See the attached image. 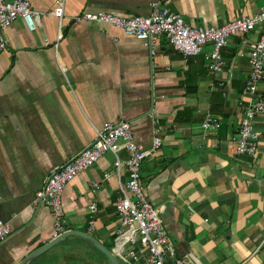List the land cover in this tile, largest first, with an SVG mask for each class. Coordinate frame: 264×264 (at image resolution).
Segmentation results:
<instances>
[{
    "label": "crops",
    "instance_id": "crops-1",
    "mask_svg": "<svg viewBox=\"0 0 264 264\" xmlns=\"http://www.w3.org/2000/svg\"><path fill=\"white\" fill-rule=\"evenodd\" d=\"M26 1L39 14L36 29L15 21L0 51V220L11 228L0 242V264H20L51 241L50 209L34 205L45 177L88 146L95 129L122 120L144 148L151 147L154 131L162 140L143 161L140 180L151 204L165 207L163 225L174 257L164 264H264V115L254 119L261 133L254 156L237 155L233 141L250 101L242 95L249 46L264 35V26L231 37L220 52L224 71L212 74L204 60L210 45L185 60L163 37L150 53L117 28L78 20L99 12L148 16L158 3L191 26L220 27L258 12L264 0ZM259 91L264 97V83ZM207 115L219 121L216 132L202 130ZM119 157L127 155L121 151ZM113 163V155L104 154L61 196L66 230L90 235L110 250L120 228ZM122 174L125 181V167ZM138 251L135 264H149V254ZM28 264L110 263L73 236Z\"/></svg>",
    "mask_w": 264,
    "mask_h": 264
},
{
    "label": "built area",
    "instance_id": "built-area-1",
    "mask_svg": "<svg viewBox=\"0 0 264 264\" xmlns=\"http://www.w3.org/2000/svg\"><path fill=\"white\" fill-rule=\"evenodd\" d=\"M80 19L117 28L125 35L142 41L150 53H153V45L159 37L165 38L185 60L197 57L205 46L210 45L211 51L204 55L206 69L212 74H221L226 66L221 50L228 45L231 37L244 36L257 27L264 26V4L258 12L241 16L220 27L191 26L180 15L166 13L158 3L151 4L148 16L120 17L99 12L85 13L78 20ZM17 20H21L29 31H34L39 23V14L26 0H0V51L7 47L4 36L6 28ZM247 63L250 71L242 95L249 97L250 101L244 108L237 136L233 141L237 155L254 156L258 152L261 136L254 127V119L264 115V97L259 94V86L264 83V35L250 44ZM224 85L225 82L220 81L219 86ZM201 128L205 133H213L219 130L220 123L207 115L201 122ZM157 133L154 131L151 147L146 149L135 142L129 122L122 120L108 123L95 129V138L88 146L66 163L51 169L34 201L36 207L46 206L50 209L53 218L51 241L68 232L61 203L65 186L76 175L88 171L104 154L110 153L114 157L113 168L118 180L119 192L114 208L120 224L111 251L119 262L125 264L139 261L138 249L141 247L149 254V264H164L167 258L174 257L173 244L163 225L162 214L165 207L151 204L140 180L143 161L162 145ZM121 151L127 155L125 160L119 157ZM124 167L127 169L125 181L122 179ZM109 176L105 174L104 178ZM96 212L97 206L93 203L89 206L90 231L94 230ZM10 235V226L0 220V242ZM175 264L187 263L176 260Z\"/></svg>",
    "mask_w": 264,
    "mask_h": 264
},
{
    "label": "water",
    "instance_id": "water-1",
    "mask_svg": "<svg viewBox=\"0 0 264 264\" xmlns=\"http://www.w3.org/2000/svg\"><path fill=\"white\" fill-rule=\"evenodd\" d=\"M73 236L82 238L85 241H87L89 244H91L96 250H98L102 255H104L107 258L110 264H120L118 258L114 255V253L110 249H107L106 247L101 245L98 241H96L90 235L77 232V231H68L62 234L61 236H59L58 238L36 249L31 254H29L20 264H28L29 262H31L32 260L40 256L41 254L45 253L46 251L50 250L51 248L59 244L60 242L64 241L65 239L69 237H73Z\"/></svg>",
    "mask_w": 264,
    "mask_h": 264
}]
</instances>
